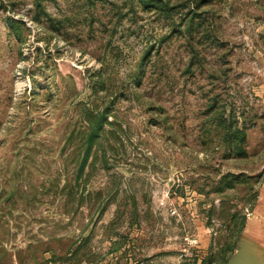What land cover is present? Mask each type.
I'll return each instance as SVG.
<instances>
[{"label":"rangeland","instance_id":"rangeland-1","mask_svg":"<svg viewBox=\"0 0 264 264\" xmlns=\"http://www.w3.org/2000/svg\"><path fill=\"white\" fill-rule=\"evenodd\" d=\"M33 1L0 0V264H209L211 256L210 264H229L242 238L264 262V242L253 241L264 233L262 1L211 3L225 47L208 50L213 65L205 59L195 73L186 72L182 37L159 45L168 25L153 11L140 7L116 22L99 2L90 22L84 0H44L54 15L73 17L56 34L32 18ZM9 14L26 22L21 37ZM151 45L157 61L137 82ZM215 95L228 104L226 116L231 103L238 114H258L247 129L248 157L227 156L222 107L206 113ZM107 106V153L100 148L85 169L77 196L85 190L86 200L74 205L63 187L82 158L84 107ZM73 242L82 244L76 256L67 252ZM54 254L64 259L48 261Z\"/></svg>","mask_w":264,"mask_h":264},{"label":"trees","instance_id":"trees-1","mask_svg":"<svg viewBox=\"0 0 264 264\" xmlns=\"http://www.w3.org/2000/svg\"><path fill=\"white\" fill-rule=\"evenodd\" d=\"M86 2V10L89 14L84 16L86 21H94L95 19V8L101 3H109V13L112 14L116 19V22L121 21L125 15H130V18H135L138 14L140 7L145 11H153L157 16L168 25V31L162 36L161 42L166 41L170 38L184 39V45L190 54L187 61L186 72L195 73L198 67L204 68L205 59L207 64L213 65L207 57V51L215 48L216 51H223L225 47L224 42V30L223 22L221 21L222 14L218 13V8H214L215 4H211L216 0H84ZM264 4V0H261ZM33 8L31 11L32 18L37 22H43L50 31L54 33L62 34L66 32L67 27L70 25L71 20H73L72 15L57 16L50 12L44 0H34ZM3 7L10 10H14V4H1ZM106 6L107 4H102ZM206 5V6H205ZM85 7V3L83 4ZM92 10V11H91ZM8 25L16 32L18 36L21 35V26L26 24V22L20 18H15L12 14L7 16ZM117 28V23L114 28ZM115 28V29H116ZM21 37V36H20ZM206 47V58L201 55V50ZM157 48V50H156ZM155 51V52H154ZM158 51V47H153L151 45L142 56L138 63L137 71L135 72L136 81L140 82L142 80V74H147V63L153 62L155 65L156 59L152 60V55ZM223 53V52H221ZM231 108L227 115L228 104L220 105V100L218 95H215L210 99L208 103L206 113H212L213 111L218 112L222 107V114L218 116L217 123L223 127V144L228 148L227 156L233 157H248L249 151L246 148L247 143V129L254 123V119L258 114L246 115V111H239L233 105L230 104ZM239 109V108H238ZM219 113V112H218ZM239 115H243L245 118L241 120ZM109 112L108 106L104 110H95L91 107H84L83 111V129L81 130V139L83 150L81 151L82 158L78 165V173L73 184H65L63 189L68 194V202L75 205H81L85 200V190H82V194L78 195L79 188L81 186L80 180L85 171V169L90 166L98 153L100 148H102V153L105 155L107 153L106 149V135L107 126L113 124L112 121L108 119ZM214 120V119H213ZM212 120V121H213ZM249 121V122H248ZM76 127L70 132L68 139L73 140L77 136ZM106 161V158H104ZM230 180L225 183L227 186H233ZM225 185V186H226ZM89 195V194H88ZM74 205L72 206L74 208ZM242 225L244 224V217H242ZM241 230V228H240ZM241 232L236 236V239L227 238L224 243L222 252L224 253L221 260L218 262H226L229 258L230 253L236 248V244ZM233 234V238H234ZM75 242L69 246L67 249L68 253L72 256H76L82 247V244L74 246ZM2 245V244H1ZM3 247V246H2ZM6 251V249L3 247ZM211 256L208 261L209 264L212 263ZM64 259L63 256H58L57 254L52 255L48 261L61 262ZM4 264V263H1ZM8 264V263H6Z\"/></svg>","mask_w":264,"mask_h":264},{"label":"water","instance_id":"water-1","mask_svg":"<svg viewBox=\"0 0 264 264\" xmlns=\"http://www.w3.org/2000/svg\"><path fill=\"white\" fill-rule=\"evenodd\" d=\"M263 254L250 240L242 238L239 242V252L232 257L229 264H264Z\"/></svg>","mask_w":264,"mask_h":264},{"label":"crops","instance_id":"crops-1","mask_svg":"<svg viewBox=\"0 0 264 264\" xmlns=\"http://www.w3.org/2000/svg\"><path fill=\"white\" fill-rule=\"evenodd\" d=\"M259 87L261 89L260 94L262 96H264V82ZM249 230L250 229L246 230V232L248 231L249 233H251ZM256 233H257V235L253 236L254 237L253 239H255V237H256V239L253 241L257 242V240L259 241V239H260L262 242H264V233L260 232V230L256 231Z\"/></svg>","mask_w":264,"mask_h":264}]
</instances>
